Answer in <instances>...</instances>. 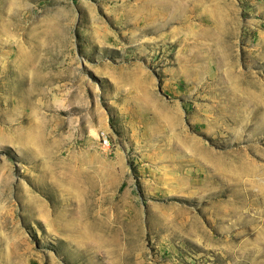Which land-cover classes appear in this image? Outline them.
Listing matches in <instances>:
<instances>
[{
    "label": "rangeland",
    "instance_id": "rangeland-1",
    "mask_svg": "<svg viewBox=\"0 0 264 264\" xmlns=\"http://www.w3.org/2000/svg\"><path fill=\"white\" fill-rule=\"evenodd\" d=\"M0 264H264V0H0Z\"/></svg>",
    "mask_w": 264,
    "mask_h": 264
},
{
    "label": "bare ground",
    "instance_id": "bare-ground-1",
    "mask_svg": "<svg viewBox=\"0 0 264 264\" xmlns=\"http://www.w3.org/2000/svg\"><path fill=\"white\" fill-rule=\"evenodd\" d=\"M165 4V3H164ZM166 6V5H165ZM162 7H163V5H162ZM168 7H166L165 9H167ZM164 9V10H165ZM197 56V55H196ZM186 61V60H185ZM242 77H244V76H242ZM245 80V79H244ZM230 103H231V101H230ZM234 103V102H233ZM236 105H237V103H236ZM63 222H61V225H62V229L63 230H65V231H67L70 235V237L72 238V237H74V238H76V237H78V233H77V231L75 230V226H74V224H71L70 222H72V220H67V218L66 217H64L63 218V220H62ZM97 224V223H96ZM95 225H93V227L92 228H96L97 230H99L100 232H101V235H102V237H104L107 233H111V232H108V230H107V227H104V225L103 224H97V226L96 227H94ZM72 234V235H71ZM103 240H105V241H108L109 239H107V238H105L104 237V239L102 238V241ZM115 252V251H114ZM113 251H112V253H111V255L113 256V257H116L115 256V253H114ZM106 253V252H105ZM107 253H109V252H107ZM107 255V254H106ZM108 255H110V253L108 254ZM107 255V256H108ZM111 256V257H112Z\"/></svg>",
    "mask_w": 264,
    "mask_h": 264
},
{
    "label": "built area",
    "instance_id": "built-area-1",
    "mask_svg": "<svg viewBox=\"0 0 264 264\" xmlns=\"http://www.w3.org/2000/svg\"><path fill=\"white\" fill-rule=\"evenodd\" d=\"M103 143L105 144L106 143V141L103 139Z\"/></svg>",
    "mask_w": 264,
    "mask_h": 264
}]
</instances>
